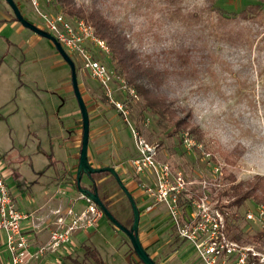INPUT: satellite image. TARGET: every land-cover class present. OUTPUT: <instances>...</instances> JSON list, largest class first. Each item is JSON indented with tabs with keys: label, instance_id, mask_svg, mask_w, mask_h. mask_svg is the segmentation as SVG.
Instances as JSON below:
<instances>
[{
	"label": "rangeland",
	"instance_id": "1",
	"mask_svg": "<svg viewBox=\"0 0 264 264\" xmlns=\"http://www.w3.org/2000/svg\"><path fill=\"white\" fill-rule=\"evenodd\" d=\"M16 1L20 3L19 8L26 19L37 26H42L39 11L29 0ZM77 2L85 8L93 6L100 8L106 16L125 29L132 47L159 64H167V59L169 60L171 56L170 51L184 45L206 46L211 52L213 55L211 72L203 69L205 72H201L195 79L171 77L163 85V90L175 99L180 108L191 110L193 116L190 118V124L202 130L200 142L205 154L202 150L198 152L197 149L189 150L182 146L179 136H168L166 127L158 123L156 117L149 111H145L143 119H140L139 113L142 109L140 98H136L135 101L129 98L127 109L130 116L129 122H126L121 112L109 102L99 82L82 70L80 58L64 48L78 67V80L79 84L82 83L80 90L85 102L91 105V109L96 105V110L92 112L99 116L98 120L103 117L102 123L99 121L95 125H98V129L100 125H108V130L114 131L113 135L107 136L113 148H110L104 157L110 158V153L120 145L121 149L124 148V159L132 167L133 175L153 178L150 173L142 175L137 173L131 163L132 157L137 155V151L133 152L135 142L132 127L137 129V123L142 120L140 129L137 130L151 144L157 145V160L167 161L171 167V174L181 172L184 180L188 182V190L182 193L179 200L181 211L185 210L187 203L192 202L190 198L209 193V197L216 196L219 200L218 207L221 211L228 212L229 215L232 212L241 215L239 225L243 228L244 238L247 235H254L261 228V223L248 221L244 216L249 209L255 210L254 201L248 200L242 207L228 208L227 211L223 205L230 199L222 195L221 197L220 192L230 186L224 178L225 174H234L237 181L243 182L253 179L255 175H264V0H77ZM249 4H260V10L248 19L240 18L238 13ZM216 6L224 9L223 14L214 10ZM39 10L65 13L57 4L40 6ZM8 14L15 16L8 2L0 0V87L11 83L5 79V74L15 80L18 78L24 80L26 115L24 119L20 118L19 121L13 122V132L16 134L14 142L16 147L24 151L30 153L39 151L44 161L43 167H46L53 143L57 145L59 141L51 139L52 128L48 127L46 122L37 120L39 118L37 113L46 103L43 101L44 95H48L47 92L52 93L58 106L66 104L68 110L63 124L65 135L71 136V123L78 117L82 118L81 113L79 116L73 115L75 110L81 112L80 106L74 90L69 95L61 93L59 89L64 83V77L70 76V83L72 82V72L69 64L64 61L49 39L38 36L25 26L20 29L22 27L20 22L17 28H11V22L5 18ZM66 16L72 20L77 19L68 14ZM5 23L8 26L3 28ZM93 52L97 54L99 51ZM99 55L104 56L102 53ZM106 58L103 59L105 63ZM128 85L130 86L129 83ZM86 90L91 98L88 94L84 95ZM126 95L128 94L121 92L116 94L118 99H123ZM5 96L6 90L1 92L0 88V100ZM70 99L74 102L73 106L69 102ZM16 104L12 102L5 111ZM93 126L94 121L90 120V128ZM236 149L239 150L236 163L228 164L224 155ZM213 154L222 167L220 175L214 173L210 160ZM61 166L58 164L50 169L44 168L42 173L49 176L62 173L64 169L60 168ZM102 174L108 173H96L95 176L99 177ZM86 176H83L82 183ZM46 180L47 176L43 178L41 186L44 187ZM106 181L110 185L108 182L102 183ZM102 182H98L100 194L112 196L110 202L113 214L125 226L130 227L133 212L126 194L112 177L103 179ZM212 182L219 185L213 186ZM137 185L149 194L144 188L154 187L155 184L150 183L149 178H145ZM134 199L141 211L139 234L144 236L142 237L144 241L153 234L155 224L161 220L157 225L159 231H162L159 238L167 245L159 247L158 243L154 246L153 249L161 250L155 257L152 256L154 250L149 245L146 246V250L158 263L206 264L193 246L185 241L172 225L167 206L161 203L163 206L155 209L158 203L153 197L150 204L153 205L152 209L144 213L143 202L136 197ZM73 207L79 210L77 204ZM155 212L162 215L158 223L153 218ZM226 230V234L232 238V232L228 227ZM236 241L264 254V238L249 242ZM84 243L96 247L107 264H139L128 236L105 214L95 228L74 236L71 245L73 257L83 260ZM64 258L63 264H73L72 259Z\"/></svg>",
	"mask_w": 264,
	"mask_h": 264
},
{
	"label": "built area",
	"instance_id": "2",
	"mask_svg": "<svg viewBox=\"0 0 264 264\" xmlns=\"http://www.w3.org/2000/svg\"><path fill=\"white\" fill-rule=\"evenodd\" d=\"M29 1L39 11L42 19L40 27L50 32L65 49L80 58L82 70L99 82L109 102L114 104L125 121L129 122L127 102L129 96L136 97L135 89L130 87L124 78L117 76L114 69L102 60L99 53L105 57L111 53L105 40L98 37L93 26L84 19L72 20L63 12L39 10L40 6L53 5V0ZM93 50L99 52L95 54ZM115 85L117 87H114ZM117 92L128 95L118 99ZM132 133L137 151V155L131 160L132 166L137 173H150L154 179V187L143 188L157 203L168 207L172 225L176 227L179 235L193 246L206 264H264V254L253 247L238 244L226 234L228 212L224 213L219 209V200L216 196L209 197L208 193L194 199L190 198L192 202L187 203L185 210L181 211L179 200L182 193L188 190V182L184 180L181 172L171 174V167L167 161L157 160V145L151 144L134 127ZM183 143L189 150H202L206 154L203 145L188 132L183 134ZM213 170L218 175L222 174L219 162L213 163ZM211 184L219 185L217 182ZM81 197L86 198L83 195ZM86 200L87 205L81 210H76L73 206L56 208L53 211L54 219H43L37 216V211L22 212L6 183L4 169L0 167V236L4 238L10 254L8 264H31L48 254H58L62 258L70 253L67 248L73 244L75 234L95 228L104 216V212L96 203L87 198ZM152 207L153 205H149L146 210H151ZM42 219L44 221L40 222ZM245 219L260 222V229H264V198L255 205V210L251 208L246 212ZM25 220L31 223V231L23 228L22 222ZM42 223L44 226H41ZM42 228L48 230L49 237L47 241L34 248L30 233Z\"/></svg>",
	"mask_w": 264,
	"mask_h": 264
},
{
	"label": "crops",
	"instance_id": "3",
	"mask_svg": "<svg viewBox=\"0 0 264 264\" xmlns=\"http://www.w3.org/2000/svg\"><path fill=\"white\" fill-rule=\"evenodd\" d=\"M16 3L18 4V6H20V3H18L17 1ZM5 18L8 22H11V28L18 27L17 24L20 21L15 19L13 15H5ZM7 26L8 24L5 23L3 28ZM21 26L22 27L20 29H23L24 25L22 23ZM53 46L55 47L54 44ZM7 73L11 74L10 72ZM5 79L10 81L11 83L8 86L0 87L1 92L6 90V96L4 98L2 97L0 100V167L4 169V172L6 174V183L16 200L18 208L22 212L26 213L37 211V216H40L41 218L46 220L48 218L54 219L55 215L53 214V211L61 206L62 208H66L68 206H74L75 204H77L79 210L83 209L87 205V200L86 198L81 197L82 194L74 187L72 183L73 178L76 176L82 144V118L80 119L78 117L71 123L70 127L72 129V134L69 137L66 136L65 127L63 124V119L67 116L66 111L68 110L66 104L63 103V105L58 106L52 93L47 92L48 95H44L43 101L46 103L42 107V110L38 111L37 116H39V118H37V120L46 122V125L52 128V136H50L51 139L57 140V142H59L57 145H54L53 143L52 153L47 160L46 167H43L44 161L43 158L39 155V151H32L31 153L24 151V149L16 147V144L14 142L16 134L15 132H13V122L19 121L20 118L24 119V116L26 115V113L24 114V80L22 78H18L15 80L7 74H5ZM63 81L64 83L59 91L61 93L70 95L73 90L72 82L70 83V76L64 77ZM79 86L80 89H82V83H80ZM87 94L88 91L86 90L84 92V95L86 96ZM89 96L91 98V95ZM12 102H15L17 104L9 110L5 111V108H7L8 105H10ZM69 102H71V99L69 100ZM71 103L73 106V100ZM86 104L90 113V120L94 121L93 128H90V162L95 167L108 165L115 167V169L120 174L123 182L133 193V196L143 202V210L144 213H146V208L151 204L153 197L143 191L137 184H139L140 180L144 181L145 178H149L150 183L153 184L154 179L152 177L143 176L142 174V176L133 175V172L131 170L132 167L129 166V164L124 159V148L121 149L120 145L116 146L117 148L115 149V151L113 150V152L110 153V158L106 157L107 152L110 150V148H113V146L109 144V139H107V136L113 135L114 131H112V129L108 130V125H100V129H98V125H95V123H98L99 121L102 123L103 117L102 119L98 120L99 116L93 113L96 110V105L93 106V110L91 109L90 104ZM61 110H63V113H61ZM80 113L81 112H79L78 110H75L73 115L79 116ZM135 151L136 149L133 152ZM104 155L106 156L104 157ZM58 164L59 166L62 165L60 168L64 169L62 173L58 172L56 173V175L51 176L46 175V173H42V170H44V168L50 169L52 167H56ZM46 176L47 180L44 182L45 185L43 187L41 186L42 180ZM109 177H112V179L116 183L114 176L109 172L107 175L102 174L99 177H96V179L97 182L100 183L103 181V179ZM107 182L108 181L102 183ZM82 184L84 186H88L90 184V179L88 178V176H86V179ZM98 192L100 193V189ZM111 197V195H107V198ZM162 206L163 205L161 203H158L155 209H159ZM161 216L162 215L160 213L158 214V212L153 213L154 221L158 223ZM43 219L40 220V222H43ZM160 222L161 220L159 221V223ZM159 223L155 224L153 228L154 231H152L153 234H151L149 238H146L145 241L142 239V237L144 236L139 234L145 248L147 245H149L150 248L153 249V247L158 245V243L159 247L167 245L166 242H161V239L159 238L162 233V231H159L157 227ZM30 225L31 223L28 220L22 222V226L26 231L32 230ZM41 226H44V223H42ZM82 233L86 232L76 233L75 236ZM30 234L33 247L36 248L38 245L47 240L49 232L47 229L42 228L39 231L32 232ZM71 247L67 248L70 253L64 256V259H67L69 255H72L71 252L73 249H71ZM153 250L154 252L152 256L154 257L158 256L159 252L161 251L157 250L156 248H154ZM62 258L59 257L58 254H48L44 256L40 261H34L31 264H63ZM9 260L10 254L6 248L4 238L0 236V264H8Z\"/></svg>",
	"mask_w": 264,
	"mask_h": 264
},
{
	"label": "trees",
	"instance_id": "4",
	"mask_svg": "<svg viewBox=\"0 0 264 264\" xmlns=\"http://www.w3.org/2000/svg\"><path fill=\"white\" fill-rule=\"evenodd\" d=\"M53 1V3L57 4L66 14L77 19H84L90 23L94 28L95 34L105 40L111 50L110 55L106 58V64L114 69L117 76L124 78L126 82L135 89L136 97L129 96L130 99L133 98L134 101L136 98L142 99V109L139 113L140 119H143L145 111H149L156 117L158 123L166 127L168 136H179L181 138L182 146H184L183 134L185 132H188L197 142L201 143L203 132L198 126L190 124V118L193 116L191 110L180 108V106L176 104L175 99L171 98L163 90V85L171 77L180 76L185 79H195L199 77L201 72H211L213 55L208 51L206 46L189 44L174 48L170 51L171 56L169 60L167 59L168 63L159 64L152 60L150 56H145L136 48L132 47L130 45L131 39L125 29L118 22L106 16L100 8L96 6L85 8L80 5L77 0ZM260 6V4H249L238 13V16L242 19H248L260 10ZM214 10L219 13L224 11L223 8L218 6L214 7ZM14 18L16 19L15 16ZM104 58L105 56L102 57V60ZM76 68L78 72V67L76 66ZM203 69L205 71H203ZM141 122L142 120L140 123ZM140 123H137L136 127H139H137V129H140ZM198 152H200V150H198ZM238 156L239 150L236 149L224 155V159L228 164L234 165ZM210 160L213 163L218 162L214 154ZM95 175L96 174L93 175L94 178ZM224 178L230 183V186L225 187V189L220 192V196L222 195L230 199L227 204L223 205V207L227 208V211H229L228 208L238 209L242 207L248 200H253L255 204L263 200L264 175H255L253 179L245 182L237 181L235 175L231 173L225 174ZM72 183L77 189L76 176L73 178ZM95 187L99 188V184L97 183L91 188L93 189ZM100 197L113 214L110 198L102 194H100ZM240 219L241 215L237 212H232L230 215L228 213L226 216L227 227L230 232H232V238L242 242L264 238V229H259L254 235H247L244 238V236H242L243 228L239 225ZM83 248V260L75 258L72 255H69L67 259H72L73 264H107L96 247L84 243ZM139 264L144 263L139 260ZM157 264L159 263L157 262Z\"/></svg>",
	"mask_w": 264,
	"mask_h": 264
},
{
	"label": "water",
	"instance_id": "5",
	"mask_svg": "<svg viewBox=\"0 0 264 264\" xmlns=\"http://www.w3.org/2000/svg\"><path fill=\"white\" fill-rule=\"evenodd\" d=\"M6 1L11 6L16 19L20 21L25 27L31 29L36 34L49 39L55 45L58 52L62 55L64 60L69 64L71 68L72 86L80 106V111L82 115V128H83L82 144H81L79 162L76 171L77 190L88 200H91L94 203H96L102 209L104 214L109 218V220L128 236L135 251V254L137 255L139 260H141L144 264H157L156 260L149 254V252L146 250L145 246L141 241L139 235L141 211L137 206L133 194L126 186V184L123 182L120 174L113 166L108 165V166L95 167L90 162L89 159L90 113L80 90L78 73L75 62L73 61L71 56L66 52L62 44L50 32L40 28L39 26H37L36 24L32 23L31 21H29L24 17L15 0H6ZM103 172H109L115 177L117 183L119 184L123 192L126 194L130 202L133 212V222L130 227L125 226L112 214V212L109 210V208L105 205V203L101 199L97 187H95L92 190L82 185V178L84 174L87 175L88 177H91L93 174L103 173Z\"/></svg>",
	"mask_w": 264,
	"mask_h": 264
},
{
	"label": "flooded vegetation",
	"instance_id": "6",
	"mask_svg": "<svg viewBox=\"0 0 264 264\" xmlns=\"http://www.w3.org/2000/svg\"><path fill=\"white\" fill-rule=\"evenodd\" d=\"M94 175V174H93ZM93 175L91 177H88L90 179V184L88 185V188L92 189L91 187H93V185H96L98 182H97V179L96 177L94 178ZM115 178V177H114ZM116 180V179H115ZM94 189V188H93ZM92 189V190H93ZM98 191H99V188L97 187ZM100 195V194H99Z\"/></svg>",
	"mask_w": 264,
	"mask_h": 264
}]
</instances>
